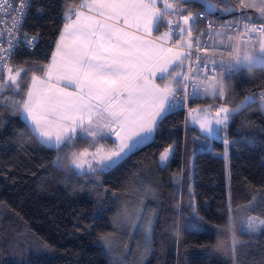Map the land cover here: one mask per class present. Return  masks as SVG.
<instances>
[{
  "label": "trees",
  "instance_id": "1",
  "mask_svg": "<svg viewBox=\"0 0 264 264\" xmlns=\"http://www.w3.org/2000/svg\"><path fill=\"white\" fill-rule=\"evenodd\" d=\"M79 2L32 1L25 28L39 32L40 42L34 50L15 53L10 64L27 69L19 78L25 94L32 75L43 74L39 65L48 63L66 22L62 12ZM175 4L192 12L207 10L195 1ZM224 87L228 106L236 108L245 96L256 97L264 89V69L226 77ZM8 96L24 99L10 90L3 93ZM220 102L219 97L207 98L191 101V106ZM224 136L235 141L228 152V183L222 140H204L182 108L167 116L151 140L93 182L67 168L72 153L87 142L67 150L54 166L62 153L29 132L18 107L0 105V264H109L102 238L114 232L123 199L148 202L154 219L150 243L144 240L141 260L135 258L134 264H264V225L253 219L259 230L243 231L247 217H264V113L256 99L233 117ZM168 145H175V151L162 164L159 153ZM193 199L204 217L200 224L188 208ZM233 240L239 242L235 253Z\"/></svg>",
  "mask_w": 264,
  "mask_h": 264
},
{
  "label": "snow or ice",
  "instance_id": "2",
  "mask_svg": "<svg viewBox=\"0 0 264 264\" xmlns=\"http://www.w3.org/2000/svg\"><path fill=\"white\" fill-rule=\"evenodd\" d=\"M225 2L233 6L220 8L216 0H206L207 10L194 13L179 9L168 0H159L160 6L158 0H83L62 12L66 22L59 29L48 63L39 65L43 75H32L31 84L24 86L25 94L19 78L22 73L27 74V69L13 67L9 61L21 45L34 50L40 33L23 30L30 0H0V11L11 4L19 16L7 36L0 31V97L9 90L14 96L24 97L22 101L3 97L0 105L18 107L20 120L29 132L47 148L62 153L53 161L54 166L65 159L67 150L78 147L81 141L87 142L88 148L72 153L67 168L96 182L100 173L118 167L151 140L172 111L205 95L210 99L219 97L218 104L185 111L193 114L204 140H222L227 159L235 141L224 133L233 117L256 97L245 96L238 108L229 107L225 87L217 77L231 79L264 64V0ZM214 10L235 14L230 25L218 27L227 28L228 32L239 28V37L234 40L228 32L223 37L217 33L218 39L206 40L201 47V36H213V22L207 17ZM201 21L205 24L204 32L196 28ZM259 99L264 102V91ZM109 141L111 146H107ZM174 151L175 145L165 147L159 153L160 162L168 161ZM145 191L151 194L150 189ZM140 203L143 205L144 201ZM188 208L197 224L204 221L194 199L189 201ZM176 210L180 211L179 204ZM232 211L228 205L229 216ZM253 219L264 225V217L249 216L243 224L246 234L259 230ZM153 224L154 219L141 209L136 212V225L132 227L139 226L150 243ZM102 239L111 251V242ZM238 243L233 240V253Z\"/></svg>",
  "mask_w": 264,
  "mask_h": 264
},
{
  "label": "rangeland",
  "instance_id": "3",
  "mask_svg": "<svg viewBox=\"0 0 264 264\" xmlns=\"http://www.w3.org/2000/svg\"><path fill=\"white\" fill-rule=\"evenodd\" d=\"M192 115L193 114H189L188 116L189 124L194 123L193 125H195L196 123L193 121ZM225 165L226 181L228 183L229 157L225 159ZM124 200L125 199L119 202V213L117 219L114 222L116 228L114 232L107 238V240L110 241L112 245L111 251L105 246V241L102 243L104 253L109 264H134L135 258H137V260H141V254H143L144 250L143 245L146 244L144 242V232L142 230H138L139 226H137V229H134L132 226L136 225V212L141 211V209L144 210L148 217L151 216L149 203L146 202L145 204L139 206L140 203H136L132 199H129L126 202H124Z\"/></svg>",
  "mask_w": 264,
  "mask_h": 264
},
{
  "label": "built area",
  "instance_id": "4",
  "mask_svg": "<svg viewBox=\"0 0 264 264\" xmlns=\"http://www.w3.org/2000/svg\"><path fill=\"white\" fill-rule=\"evenodd\" d=\"M32 1L33 0H30L31 4H32ZM216 2L219 3V7L220 8H227V7H232L233 6L231 3L225 2V0H216ZM168 3L175 5L177 8L180 9V7L175 4V0H168ZM79 4L80 3L71 4L66 9V11L68 9L72 8L73 6H77ZM200 11H206V10L205 9H199V10H196L195 12H200ZM28 12H29V10L26 13V17L28 15ZM183 14H187V13H183ZM177 15H179V13H177ZM26 17H25V19L23 21V30L25 32L29 33V34H35L33 32H30V31L26 30V28H25ZM234 18H236L235 14H224L222 12L215 11V10L209 12V15H208L207 19L213 22V36H212V38H209L207 36H201V38H200L201 47L204 46L206 40L218 39L219 37H223L225 32H228V29L227 28L218 27V26L219 25H230L233 22ZM14 19H19V16L16 14L15 9L11 6V4L6 5L5 10L0 11V31H3L5 36H7V34L12 31L13 25H14ZM241 23H243V22H241ZM259 23H261V22L257 21V24H259ZM196 28H198L200 30V32H204V30H205L204 22L201 21L200 23H198ZM196 28L193 29V36L194 37L197 35ZM240 31H241V29L237 28L234 32H228V34L232 35L233 39L235 40L236 38L239 37ZM217 33L219 34V37H217ZM173 39H176V37H173ZM194 44H195V40H194ZM37 45H36V47H37ZM213 46L216 47L215 44ZM4 47H7L6 43L4 44ZM20 50H22V51H30L27 47H25L23 45H21L16 50V53L18 51H20ZM184 59H185V62L187 63L188 62V57H185ZM191 59H193V60L195 59V48L193 49V56H192ZM11 60H12V58H11ZM11 60L9 61V64H11ZM225 78H226L225 76H220V75H218V77H217V79L220 80V82L223 85H224ZM261 91H264V89H261L258 92L257 96H256V102L259 104V106L261 105V101L259 99V94H260ZM207 98H209V97L205 95L203 98H198L196 100H205ZM207 105L208 104H204V105H199V106H196V107L203 108V107H206ZM190 107H193V106H191V101L182 108L185 118H188V116H189V113L187 111H185V109L186 108H190ZM178 109H180V108H177L174 111H176ZM260 109H261V106H260ZM261 111L264 113V110H261Z\"/></svg>",
  "mask_w": 264,
  "mask_h": 264
},
{
  "label": "clouds",
  "instance_id": "5",
  "mask_svg": "<svg viewBox=\"0 0 264 264\" xmlns=\"http://www.w3.org/2000/svg\"><path fill=\"white\" fill-rule=\"evenodd\" d=\"M258 69H264V64H261L259 65L258 67H253L249 70V74H254ZM242 103V102H241ZM240 105L237 106V108L239 107ZM261 110H264V102H261Z\"/></svg>",
  "mask_w": 264,
  "mask_h": 264
},
{
  "label": "crops",
  "instance_id": "6",
  "mask_svg": "<svg viewBox=\"0 0 264 264\" xmlns=\"http://www.w3.org/2000/svg\"><path fill=\"white\" fill-rule=\"evenodd\" d=\"M83 2V0H80V4ZM158 6H160L159 5V1H158ZM74 18V17H73ZM163 30H166V29H163ZM159 33H156V32H154V35H158ZM43 74H41V75H38V76H42ZM161 81H159V80H157V83H160ZM31 84V80H30V83H29V85ZM27 92V91H26ZM194 124V123H193ZM196 125V124H195ZM107 146H111V141H109V142H107ZM89 147V144L88 145H86L85 147H83L82 148V150L84 149V148H88ZM81 150V151H82ZM89 150L90 151H92V150H94V149H91V148H89ZM80 152V151H79ZM79 152H77V153H79Z\"/></svg>",
  "mask_w": 264,
  "mask_h": 264
},
{
  "label": "water",
  "instance_id": "7",
  "mask_svg": "<svg viewBox=\"0 0 264 264\" xmlns=\"http://www.w3.org/2000/svg\"><path fill=\"white\" fill-rule=\"evenodd\" d=\"M188 1H195L201 3L206 9H207V3L206 0H188Z\"/></svg>",
  "mask_w": 264,
  "mask_h": 264
}]
</instances>
